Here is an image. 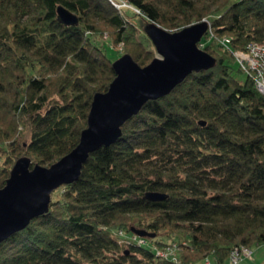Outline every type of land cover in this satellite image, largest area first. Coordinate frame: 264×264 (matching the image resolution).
Wrapping results in <instances>:
<instances>
[{
    "label": "trees",
    "instance_id": "16d2710c",
    "mask_svg": "<svg viewBox=\"0 0 264 264\" xmlns=\"http://www.w3.org/2000/svg\"><path fill=\"white\" fill-rule=\"evenodd\" d=\"M61 5L79 24L59 19ZM203 19L214 38L202 48L216 65L149 100L91 153L49 212L0 244V264H224L264 243V94L238 78L232 52L264 41V0H0V186L20 158L50 166L80 143L95 95L117 76L97 38L108 33L145 66L158 53L149 22L177 31ZM133 228L156 233L145 237L158 248L177 245L176 255L122 239Z\"/></svg>",
    "mask_w": 264,
    "mask_h": 264
},
{
    "label": "water",
    "instance_id": "95a60500",
    "mask_svg": "<svg viewBox=\"0 0 264 264\" xmlns=\"http://www.w3.org/2000/svg\"><path fill=\"white\" fill-rule=\"evenodd\" d=\"M58 12L63 23L79 24L75 12L62 5ZM209 29L207 20L177 31L155 21L147 24L146 31L158 55L145 66L130 53L114 61L117 76L106 92L95 95L88 127L83 130L77 147L50 166L32 165L28 156L20 158L6 185L0 186V244L27 228L36 217L48 213L53 193L64 184L77 181L91 153L115 143L123 135L126 121L138 114L149 100L170 94L193 72L216 65L217 58L200 47ZM146 196L161 201L168 194L149 191ZM132 230L141 236H156L144 229Z\"/></svg>",
    "mask_w": 264,
    "mask_h": 264
},
{
    "label": "built area",
    "instance_id": "2783aa9c",
    "mask_svg": "<svg viewBox=\"0 0 264 264\" xmlns=\"http://www.w3.org/2000/svg\"><path fill=\"white\" fill-rule=\"evenodd\" d=\"M116 5L119 8H123L125 6H128L127 1H121L117 2ZM204 38V37H203ZM203 40V39H202ZM221 42L225 46H229L232 43V37H224L221 39ZM203 46V43L201 41L200 47ZM236 50V51H235ZM233 50L232 52H235V57L237 59L238 64L240 65L243 72H247L250 78L254 81L255 86L259 91L264 94V41H251L249 44H247L244 48H237ZM123 237L122 239H125V241H137L139 244L142 245H149L152 246L154 249H156L160 255L163 257H169V256H175L176 253H172L171 251H176L177 245H174V247H169L168 249H158L157 245L152 243L149 238L145 236H141L137 233H133V235H126L123 231L120 233ZM171 250V251H170ZM246 252L249 253V249ZM232 260L234 263H238V260L240 259V253L239 249H236L231 255Z\"/></svg>",
    "mask_w": 264,
    "mask_h": 264
},
{
    "label": "rangeland",
    "instance_id": "374dc122",
    "mask_svg": "<svg viewBox=\"0 0 264 264\" xmlns=\"http://www.w3.org/2000/svg\"><path fill=\"white\" fill-rule=\"evenodd\" d=\"M126 10H127V12L130 15H132L134 17L133 18L134 21L139 25V27H140V33H144V31H145L144 30V21L141 18V16L138 15V14H136V12L133 9V7H127ZM203 20H207V19H203ZM209 31H210V37H208V39H213L214 38V34L212 32L211 26H210ZM206 35L204 36V38L206 37ZM141 37H143V36L141 35ZM253 41H255V40H253ZM97 42L101 46L108 44V46H106L104 48V50L107 52L108 55L111 56V58L114 61L117 60L119 57L122 56V52H123V49H124V45L121 44L120 47H118V48L113 47V45H114L113 44V41L110 38V36H109L108 33H106L103 37L97 38ZM220 42H221V38H220ZM250 42H248L247 44H249ZM152 43H150V41H149V44H152ZM247 44L245 45V47L247 46ZM154 46H155V44H154ZM157 55H158V53H157ZM234 55H236L235 52H234ZM239 67L240 66H239V64L237 62L236 63V68L239 69ZM237 75H238V78L241 79V80H243V81H245L248 78V76H249L247 72H243V71L242 72H237ZM2 164H3V160L1 159L0 160V166ZM175 242L176 241H173V243H175ZM158 249H161V248H158ZM245 249H249L251 251H249V253H247L246 252L247 250H245ZM234 251H236V250H233V252ZM171 252L172 253H176V251H171ZM239 253H240L241 256H240V259L238 260V263H234L233 260H232V258H231L232 256H231L230 259L226 263H224V264H264V243H262V245L261 244H257V245H255L252 248H250V247H242L241 249H239ZM198 264H219V263L216 261V258L214 256H210V258H207L206 260H204V261H202V262H200Z\"/></svg>",
    "mask_w": 264,
    "mask_h": 264
},
{
    "label": "bare ground",
    "instance_id": "6f19581e",
    "mask_svg": "<svg viewBox=\"0 0 264 264\" xmlns=\"http://www.w3.org/2000/svg\"><path fill=\"white\" fill-rule=\"evenodd\" d=\"M258 90H259V89H258ZM169 245H171V244H169ZM169 245H164V246H162V248H163V249H166V247L169 246Z\"/></svg>",
    "mask_w": 264,
    "mask_h": 264
},
{
    "label": "crops",
    "instance_id": "0c3cea01",
    "mask_svg": "<svg viewBox=\"0 0 264 264\" xmlns=\"http://www.w3.org/2000/svg\"><path fill=\"white\" fill-rule=\"evenodd\" d=\"M262 245V244H261Z\"/></svg>",
    "mask_w": 264,
    "mask_h": 264
}]
</instances>
